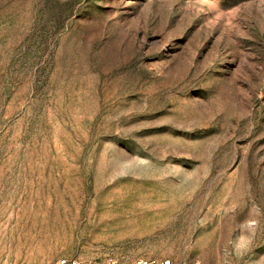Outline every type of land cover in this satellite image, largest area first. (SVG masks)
<instances>
[{
  "label": "rangeland",
  "instance_id": "obj_1",
  "mask_svg": "<svg viewBox=\"0 0 264 264\" xmlns=\"http://www.w3.org/2000/svg\"><path fill=\"white\" fill-rule=\"evenodd\" d=\"M264 264V0H0V264Z\"/></svg>",
  "mask_w": 264,
  "mask_h": 264
},
{
  "label": "built area",
  "instance_id": "obj_2",
  "mask_svg": "<svg viewBox=\"0 0 264 264\" xmlns=\"http://www.w3.org/2000/svg\"><path fill=\"white\" fill-rule=\"evenodd\" d=\"M55 264H199L198 261H173L171 259L137 257L126 258L119 256H107L93 260H83L79 258H59Z\"/></svg>",
  "mask_w": 264,
  "mask_h": 264
}]
</instances>
